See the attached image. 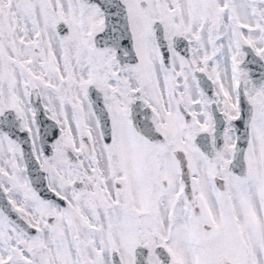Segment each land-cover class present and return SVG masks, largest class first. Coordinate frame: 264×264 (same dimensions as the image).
<instances>
[{
	"label": "snow or ice",
	"instance_id": "6c2138e0",
	"mask_svg": "<svg viewBox=\"0 0 264 264\" xmlns=\"http://www.w3.org/2000/svg\"><path fill=\"white\" fill-rule=\"evenodd\" d=\"M0 264H264V0H0Z\"/></svg>",
	"mask_w": 264,
	"mask_h": 264
}]
</instances>
